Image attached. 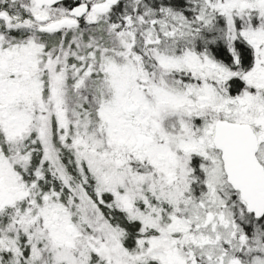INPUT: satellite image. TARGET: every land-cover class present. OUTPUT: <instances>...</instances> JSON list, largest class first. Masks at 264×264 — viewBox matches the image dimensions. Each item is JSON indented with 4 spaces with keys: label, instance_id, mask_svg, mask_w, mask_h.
I'll return each instance as SVG.
<instances>
[{
    "label": "snow or ice",
    "instance_id": "snow-or-ice-1",
    "mask_svg": "<svg viewBox=\"0 0 264 264\" xmlns=\"http://www.w3.org/2000/svg\"><path fill=\"white\" fill-rule=\"evenodd\" d=\"M0 264H264V0H0Z\"/></svg>",
    "mask_w": 264,
    "mask_h": 264
}]
</instances>
